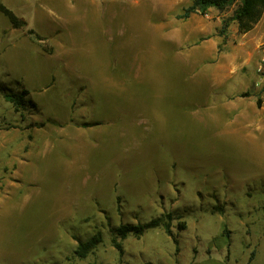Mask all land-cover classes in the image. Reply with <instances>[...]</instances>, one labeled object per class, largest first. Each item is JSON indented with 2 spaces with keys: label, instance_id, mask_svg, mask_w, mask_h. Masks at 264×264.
<instances>
[{
  "label": "rangeland",
  "instance_id": "rangeland-1",
  "mask_svg": "<svg viewBox=\"0 0 264 264\" xmlns=\"http://www.w3.org/2000/svg\"><path fill=\"white\" fill-rule=\"evenodd\" d=\"M192 1L0 0V264H264V13Z\"/></svg>",
  "mask_w": 264,
  "mask_h": 264
},
{
  "label": "trees",
  "instance_id": "trees-1",
  "mask_svg": "<svg viewBox=\"0 0 264 264\" xmlns=\"http://www.w3.org/2000/svg\"><path fill=\"white\" fill-rule=\"evenodd\" d=\"M234 7L233 15L230 20L234 21L237 25L239 34H245L251 31L254 26L261 20L264 13V0H193L192 3L184 8L183 13L179 16L181 19L188 18L192 13L199 12L202 15L208 13L210 9H215L219 12H223L226 9ZM4 13L10 19L13 27H18L19 23L16 18L6 11ZM228 22L224 21L221 28L218 31V35L225 36L227 32ZM28 92L23 90L21 93L5 94L6 101L11 102L16 108L18 107V100H21ZM260 105V100H258ZM170 217H168L167 223L164 225L165 233L168 236H172L170 230ZM160 219L152 220L144 225H120L116 228L115 234L121 239L126 238L128 235H134L140 237L144 231L148 228H155L160 225ZM100 242V233L95 234L90 239L85 241H78L75 250V255L79 259H85L88 253ZM175 243H177L174 240ZM115 248L121 253V248L118 243L113 241Z\"/></svg>",
  "mask_w": 264,
  "mask_h": 264
},
{
  "label": "built area",
  "instance_id": "built-area-1",
  "mask_svg": "<svg viewBox=\"0 0 264 264\" xmlns=\"http://www.w3.org/2000/svg\"><path fill=\"white\" fill-rule=\"evenodd\" d=\"M257 75L259 76V81L257 82V85H260V89H263V98L264 101V57L261 58L260 63L257 66L256 69Z\"/></svg>",
  "mask_w": 264,
  "mask_h": 264
},
{
  "label": "crops",
  "instance_id": "crops-1",
  "mask_svg": "<svg viewBox=\"0 0 264 264\" xmlns=\"http://www.w3.org/2000/svg\"><path fill=\"white\" fill-rule=\"evenodd\" d=\"M258 23H259V22H258ZM258 23H257V24H258ZM257 24H256V25H257ZM249 32H250V31H249ZM247 33H248V32H247ZM245 34H246V33H245ZM262 55H263V51H262Z\"/></svg>",
  "mask_w": 264,
  "mask_h": 264
}]
</instances>
